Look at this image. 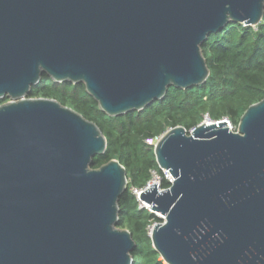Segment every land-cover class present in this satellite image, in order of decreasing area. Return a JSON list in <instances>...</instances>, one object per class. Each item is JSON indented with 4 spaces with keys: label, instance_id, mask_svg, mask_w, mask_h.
Here are the masks:
<instances>
[{
    "label": "water",
    "instance_id": "obj_1",
    "mask_svg": "<svg viewBox=\"0 0 264 264\" xmlns=\"http://www.w3.org/2000/svg\"><path fill=\"white\" fill-rule=\"evenodd\" d=\"M263 19L264 0H0V264L134 262L133 235L118 228L126 169H94L101 129L28 97L43 73L121 118L204 85L208 38ZM228 128L176 127L155 147L175 181L140 200L165 219L150 233L165 264H264V98Z\"/></svg>",
    "mask_w": 264,
    "mask_h": 264
},
{
    "label": "trees",
    "instance_id": "obj_2",
    "mask_svg": "<svg viewBox=\"0 0 264 264\" xmlns=\"http://www.w3.org/2000/svg\"><path fill=\"white\" fill-rule=\"evenodd\" d=\"M202 51L211 72L204 85L185 90L171 88L164 99L121 118L102 112L85 86L56 83L46 73L28 96L57 100L101 129L107 139V151L94 159V169L112 160L125 167L128 187L119 201L118 228L129 230L136 242L133 264H165L154 249L149 232L162 220L141 208L132 192V189L143 190L152 180L153 172L162 174L155 148L145 140L161 137L180 126L190 133L205 117L215 122L229 118L238 129L249 107L264 98V19L257 27L230 23L212 34ZM161 187L168 189L170 184L163 181Z\"/></svg>",
    "mask_w": 264,
    "mask_h": 264
},
{
    "label": "built area",
    "instance_id": "obj_3",
    "mask_svg": "<svg viewBox=\"0 0 264 264\" xmlns=\"http://www.w3.org/2000/svg\"><path fill=\"white\" fill-rule=\"evenodd\" d=\"M206 120L209 121V117H206ZM217 122H220V121H217ZM221 122H225L227 124V127H229L228 128L229 131L237 133L238 129L234 126V124L232 123V121L229 118H224L223 120H221ZM162 136L161 137H157V138L149 137V138H147L145 140V143L148 146L155 148L157 146L158 142L160 141V139L162 138ZM161 171H162V174H159L157 172H153L152 174L155 177V179H157V182H158L157 184H158L159 191H166V190L170 189V187L174 183L175 179L172 176V174L170 173V171L163 170V169H161ZM163 181H166V182H168L170 184V187L168 189H162L161 184H162ZM150 187H151V182H149L143 190L132 189V192L138 198V200L140 202V205L142 203L144 205L143 208H145L147 210H150L151 207L149 205H147L146 203L142 202L140 200V197H141V194L145 190L149 189Z\"/></svg>",
    "mask_w": 264,
    "mask_h": 264
},
{
    "label": "rangeland",
    "instance_id": "obj_4",
    "mask_svg": "<svg viewBox=\"0 0 264 264\" xmlns=\"http://www.w3.org/2000/svg\"><path fill=\"white\" fill-rule=\"evenodd\" d=\"M204 121H207V120H206V117L204 118L203 122H204ZM190 132H192V130H191ZM189 134H190V133H189ZM153 181H156V182H157V179H155V177H154L153 174H152V180L150 181L151 184H152ZM157 183H158V182H157ZM141 207H142V208L144 207V205H143L142 203H141ZM149 211H150V210H149ZM150 212H151V211H150ZM158 215H159V218L162 220V223H164V220H165L164 217H162L160 214H158ZM153 226H154V225H153ZM153 226H152V227H153ZM152 227L149 229V232H150V233H151V231H152V229H153Z\"/></svg>",
    "mask_w": 264,
    "mask_h": 264
},
{
    "label": "flooded vegetation",
    "instance_id": "obj_5",
    "mask_svg": "<svg viewBox=\"0 0 264 264\" xmlns=\"http://www.w3.org/2000/svg\"><path fill=\"white\" fill-rule=\"evenodd\" d=\"M9 100H6V101H0V105H3V104H5V103H7Z\"/></svg>",
    "mask_w": 264,
    "mask_h": 264
},
{
    "label": "bare ground",
    "instance_id": "obj_6",
    "mask_svg": "<svg viewBox=\"0 0 264 264\" xmlns=\"http://www.w3.org/2000/svg\"><path fill=\"white\" fill-rule=\"evenodd\" d=\"M153 184H157V182L156 181H153L152 182V184H151V186L153 185ZM158 186V185H157ZM148 205V204H147ZM151 207V206H150Z\"/></svg>",
    "mask_w": 264,
    "mask_h": 264
}]
</instances>
